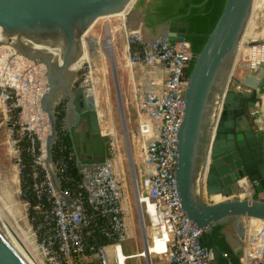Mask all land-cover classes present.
Returning <instances> with one entry per match:
<instances>
[{"label":"water","instance_id":"95a60500","mask_svg":"<svg viewBox=\"0 0 264 264\" xmlns=\"http://www.w3.org/2000/svg\"><path fill=\"white\" fill-rule=\"evenodd\" d=\"M130 1L0 0V30H4L8 37L24 38L62 52L60 61L50 52L34 50L23 43L16 50L19 55L45 67L46 90L40 97V105L48 117L50 133L43 161L57 196L68 206L73 204L74 198L62 190L52 151L57 137L55 107L63 97L69 99L64 121L70 135L74 127L85 121L86 135L95 144L101 158L85 160L79 155L73 136L69 141L74 146L78 169L82 171L90 164L94 165L92 170L99 171L110 158V144L106 141L109 138L102 134L96 101L88 94V86L74 88L77 71L70 73L68 68L81 58L82 39L93 24L99 18L122 13ZM207 1L192 4L190 8L202 6ZM253 7L254 0H225L203 47L195 54L187 79L182 122L176 139L175 177L182 208L192 220L191 226L198 228L197 234L202 231L203 242L208 240V232L217 224L243 217L264 220V123L260 129L252 127L245 114L246 106L252 113L257 106L264 105V63L237 80V87H228ZM145 12L136 1L126 16L128 29L139 30L141 24L146 23ZM156 27L157 33L151 39L144 37L145 40L160 37H167L171 42L186 40L188 23L185 21L169 19ZM222 100L224 109L218 116L216 112ZM206 124L208 142L200 154ZM231 138L237 141V149H234V142L226 141ZM204 177L205 181H202ZM244 178L255 184L254 197L235 195L243 191L240 181ZM214 195L227 198L216 202L205 199V196L211 198ZM227 239L230 243L234 239L238 241L240 246L234 251H241L240 239L229 231ZM212 250L218 261L220 250L215 246ZM0 264H37L1 208Z\"/></svg>","mask_w":264,"mask_h":264},{"label":"built area","instance_id":"2783aa9c","mask_svg":"<svg viewBox=\"0 0 264 264\" xmlns=\"http://www.w3.org/2000/svg\"><path fill=\"white\" fill-rule=\"evenodd\" d=\"M129 33L136 34L132 41L128 40L129 59L141 70L137 129L144 144V147L139 146L144 150L143 155L140 154L143 163L135 172L129 167L138 231L145 247L155 244L163 236L165 238L163 247L151 252L147 262L154 264L153 257L159 256L165 258L166 264H219L212 248L203 245L202 231L197 234L198 228L191 226L192 220L186 216L179 200L175 177L176 139L188 79L185 71L195 54L187 40L171 42L167 37H160L147 41L140 30ZM240 51L241 57L238 59L237 56L228 87L236 86L237 80L264 63V31L241 44ZM42 70L45 75L44 66ZM11 81L14 83L0 71V86ZM40 97L38 107L41 111ZM223 109L222 100L216 114L221 115ZM262 112V107L257 106L251 113L258 129L264 123ZM101 131L103 134L102 128ZM70 153L71 157L75 156ZM44 154L42 159L37 158L40 162L46 157V149ZM54 162L62 185L66 156L61 154ZM118 166L113 158H109L99 171L92 170L94 165L88 164L81 171L79 189L62 187L65 194L74 198L73 204L68 206L57 196L44 164L45 171H40L45 179L34 184L40 201L34 208L43 216L40 221L32 214L30 253L37 264H127L129 258L141 253L125 254L123 251V242L135 236L136 227L132 220L126 172ZM34 175L39 174L34 172ZM251 187L250 191L243 190L235 195L254 197L256 192ZM206 200L217 201L214 197H206ZM235 226L242 241L238 264L264 263V220L237 218ZM99 233L105 237L102 242L97 240Z\"/></svg>","mask_w":264,"mask_h":264},{"label":"rangeland","instance_id":"374dc122","mask_svg":"<svg viewBox=\"0 0 264 264\" xmlns=\"http://www.w3.org/2000/svg\"><path fill=\"white\" fill-rule=\"evenodd\" d=\"M138 2L139 0H137ZM125 17L107 16L99 18L84 35L90 36L89 41L91 42L97 41L98 49L94 45L87 47L93 52L91 59L85 61L77 70V79L73 86L76 88L80 85L93 84L96 88V104L98 110L101 111L103 135L109 138L106 141L110 144V158L115 159L119 164V169L126 172L132 220L136 227L135 236L123 242V251L125 254H135L144 250V243L138 231L135 197L131 188V173L129 172V167H132L135 172L143 163L140 154L143 155L144 150L139 149V146L144 147V144L141 142L137 129L141 90L138 83L141 78V70L138 66L133 65L129 59L128 39L132 41L136 34L129 33L130 29H128ZM250 21V29L248 30V32H251L250 36H257V34L264 31V0H254ZM108 29L109 32H106ZM108 34L112 38L113 62L110 61V58L101 48L102 41L107 38ZM249 35L244 38L245 42L250 40ZM26 44L31 45L28 42ZM16 49L15 46H12V48L10 46H0V71L3 75L14 80V83L11 81L9 84L0 86V189L2 188L0 196L6 201L5 203L13 216L16 217L18 225L27 235L26 237L31 245L34 222L28 204L29 201L24 196L20 179L23 160L21 143L24 138L28 139L34 172L36 175L39 174L37 177H40L42 172L38 171L40 169L45 171V163L44 161L40 162L38 159L45 156L44 144L47 135L50 133V124L47 115L39 110L38 98L46 90L47 80L42 70L43 66L35 62L34 64L26 57H20L21 55L18 54ZM92 70H96V73H93ZM68 104L69 99L63 97L55 107L61 124L60 131L66 135L68 141L72 136L74 137L78 153L82 158L87 161L99 160L101 158L100 153L95 150V144L86 135L84 120L73 128V134L70 135V130L66 127L64 121ZM63 113L64 117L60 118ZM262 116L264 118V110ZM58 137L57 131L56 141ZM69 144L71 146L70 154L75 155L73 143L71 144L69 141ZM74 157L76 161V155ZM235 223L236 219L231 220L227 231L239 239ZM232 243L234 247L240 246V243L235 239ZM154 250V247L150 248L148 246L149 255ZM149 259L150 257H139V254H137V256L129 258L127 264H147ZM153 262L154 264H166L165 258L160 259L159 256H154Z\"/></svg>","mask_w":264,"mask_h":264},{"label":"trees","instance_id":"16d2710c","mask_svg":"<svg viewBox=\"0 0 264 264\" xmlns=\"http://www.w3.org/2000/svg\"><path fill=\"white\" fill-rule=\"evenodd\" d=\"M204 0H152L147 6L146 24L153 27L169 19L185 21L188 23L186 40L190 42L192 51L197 54L212 28L214 27L224 5L225 0H208L202 6H193ZM145 4V0H139L138 6ZM194 59L189 63L185 75L189 76ZM64 117V113L60 118ZM60 121L58 117L57 131L59 137L53 146V157L56 159L59 155L66 156V167L63 175L62 187L67 189H79L82 179V173L77 167L75 157L70 156L71 146L69 141L60 131ZM22 174L20 176L24 196L30 203L31 214H36L40 221L43 216L34 206L40 202L37 198V191L34 184L37 181L45 179L43 172L40 177L34 175V164L29 151V142L27 138L22 140ZM40 168V167H38ZM37 169V168H36ZM41 172V171H40ZM229 222L217 224L213 231L208 232V240L203 245L209 248L217 247L221 254L217 261L219 264H238L241 256L240 252H235L232 244L227 239V227ZM105 237L99 233L97 240L103 241Z\"/></svg>","mask_w":264,"mask_h":264},{"label":"bare ground","instance_id":"6f19581e","mask_svg":"<svg viewBox=\"0 0 264 264\" xmlns=\"http://www.w3.org/2000/svg\"><path fill=\"white\" fill-rule=\"evenodd\" d=\"M137 0H131L127 7L125 8V10L120 13V14H115V15H110V16H127L134 8V5L136 3ZM258 4V3H257ZM124 18V17H123ZM126 18V17H125ZM99 22V21H98ZM104 22V21H103ZM124 22V21H123ZM253 23V21H252ZM119 25V24H118ZM253 26V25H252ZM251 26V27H252ZM93 27V26H92ZM105 27V26H104ZM126 27V26H125ZM107 29V28H106ZM250 29V25L248 26V29L245 33V37L249 34H251V32L248 30ZM94 31V30H93ZM116 31V30H115ZM123 31V30H122ZM130 31V30H129ZM91 32V31H90ZM106 32H109V29L106 31ZM96 33V32H95ZM112 33V32H111ZM115 33V32H114ZM93 34V33H92ZM97 34V33H96ZM90 36H84L83 39H82V43H83V54L81 56V58L76 61L74 64H72L68 69V71L70 73H74L75 71H77L81 66L82 64L91 59V55H92V51H90L87 47L90 45H94L95 47H97L96 49H98V43L97 41H94V42H91L89 41V38ZM107 38L104 39L102 41V47L103 50L105 51L106 55L110 58V61L113 62V54H112V51H111V46H112V38L109 37V34L108 36H106ZM251 37V36H250ZM97 40V39H95ZM129 40V39H128ZM29 43L31 45L30 48L34 49V50H38V51H46V52H50L54 58L57 60H60L61 61V50L57 49V48H52L50 46H46V45H36L34 44L33 42H30L28 41L27 39H24V38H19V37H8V35L5 33L4 30H0V46H7V47H11L12 46H15L17 48V46H20V44H25L27 45L26 43ZM114 42V41H113ZM101 43V42H100ZM34 44V46H32ZM12 45V46H11ZM86 45V47H85ZM15 49V48H14ZM124 49V48H123ZM17 50V49H16ZM119 51V50H118ZM121 59V58H120ZM128 62V61H127ZM103 63V61H102ZM114 65V64H113ZM104 68V67H103ZM98 69V68H97ZM91 70V69H90ZM89 70V72H90ZM93 73H96V70H92ZM99 72V71H97ZM90 74V73H89ZM104 80V79H103ZM91 81V80H90ZM89 81V82H90ZM93 82V81H91ZM102 83V82H101ZM88 86V94L89 95H92L93 96V101H97L96 100V88H94V85L93 84H89V85H86ZM105 88V86H104ZM104 96V95H103ZM97 106V104H96ZM100 108V107H99ZM98 109V107H97ZM101 109V108H100ZM101 111L98 110V114H99V119H100V123L102 121V117H101ZM109 122V121H108ZM110 123V122H109ZM113 129V128H112ZM114 130V129H113ZM112 131V130H111ZM125 132V131H124ZM127 132V131H126ZM107 133V132H106ZM109 134V133H108ZM126 134V133H125ZM125 136V135H124ZM126 138V137H125ZM127 143V142H126ZM11 175V174H10ZM12 176V175H11ZM5 177V176H4ZM8 177V176H7ZM5 179V178H4ZM8 180V179H7ZM17 182V181H16ZM15 182V183H16ZM4 183V182H3ZM8 183V182H7ZM9 185V184H8ZM240 186L241 188L246 191H250L251 190V186L252 184L250 183V181L247 179V178H244L240 181ZM16 187V186H15ZM2 190V188L0 189ZM13 193V192H12ZM214 199H216L217 201H220L221 199V196L220 195H214L213 196ZM6 201L3 200V198L0 196V208L2 209V211L5 213V215L7 216V218L10 220L11 224H12V228L15 232V234L17 235V237L23 242V244L26 246V248L29 250V254H30V257L33 259L32 255H31V248H30V243L28 241V238L26 237L27 235L25 234V232L23 231V229L18 225L17 221H16V217L13 216V214L11 213L8 205L5 203ZM164 236L163 238L161 237V239L157 240V242L155 244H150V245H147L145 247V251H141V253H139V256H147L149 257V253H148V246L151 248V247H154L155 250H158L157 248H160V247H163L164 245ZM31 242V241H30ZM124 256V254H122V257ZM147 259V258H146ZM34 260V259H33ZM36 263V262H35ZM148 264V263H147Z\"/></svg>","mask_w":264,"mask_h":264},{"label":"flooded vegetation","instance_id":"af4514ba","mask_svg":"<svg viewBox=\"0 0 264 264\" xmlns=\"http://www.w3.org/2000/svg\"><path fill=\"white\" fill-rule=\"evenodd\" d=\"M146 13H147V9H146V12H145V17H146ZM245 114H246V116H247L249 122L252 124V127H255V125L253 124V117H252V115H251V110H249V109L247 108V106L245 107ZM207 126H208V125L206 124L205 127H204V132H203L202 139H201V142H200V147H199V152H200V154H203L204 149H205V147H206V143L208 142V141H207V132H208V127H207ZM226 141H227V142H234V145H233V146H234V149H237V148H238L237 145H236L237 141L234 140L233 138H231V139H227ZM202 181H205V177H204V179H203ZM251 184H252V186L255 185L254 183H251ZM204 186H205V185H204ZM204 192H205V191H204ZM205 195H206V194H205ZM205 199H206V196H205Z\"/></svg>","mask_w":264,"mask_h":264},{"label":"crops","instance_id":"0c3cea01","mask_svg":"<svg viewBox=\"0 0 264 264\" xmlns=\"http://www.w3.org/2000/svg\"><path fill=\"white\" fill-rule=\"evenodd\" d=\"M152 0H145V4L144 5H142V6H139V8L140 9H142V8H144L145 10L147 9V6H148V4L151 2ZM143 25H145V26H143ZM140 32H141V34L145 37V38H147V39H151L156 33H157V30H158V28L156 27V25L155 26H153V27H150V26H148L146 23H142L141 24V27H140ZM248 36V35H247ZM246 36V37H247ZM245 36H244V38H246ZM245 43V40L243 39V41H242V44H244ZM243 47V46H242ZM242 50V49H241ZM240 57H241V51H240V53H238V59H240ZM263 104H264V95H263ZM262 107V109L264 110V105H262L261 106Z\"/></svg>","mask_w":264,"mask_h":264}]
</instances>
